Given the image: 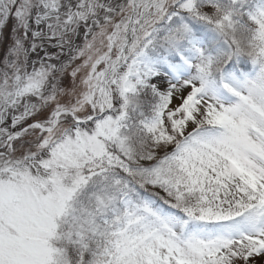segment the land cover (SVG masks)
Listing matches in <instances>:
<instances>
[{
  "label": "rangeland",
  "instance_id": "obj_1",
  "mask_svg": "<svg viewBox=\"0 0 264 264\" xmlns=\"http://www.w3.org/2000/svg\"><path fill=\"white\" fill-rule=\"evenodd\" d=\"M0 104V264H264V0H0Z\"/></svg>",
  "mask_w": 264,
  "mask_h": 264
},
{
  "label": "trees",
  "instance_id": "obj_2",
  "mask_svg": "<svg viewBox=\"0 0 264 264\" xmlns=\"http://www.w3.org/2000/svg\"><path fill=\"white\" fill-rule=\"evenodd\" d=\"M242 25H239V28H242V30H248L249 31V24L248 25H243V23H241ZM241 36V37H240ZM244 36V35H243ZM239 38H237L238 40L242 39V34L239 32V35L237 36ZM147 94V93H146ZM146 94L143 95V97L139 98L140 102H139V109H141L140 113H136L134 112L133 115H139L142 112L149 113V110H151L152 108L150 106H155V109H157V106L160 104H165L166 102L161 100L159 97H153L151 99L150 96H147ZM135 100V99H134ZM154 100V101H153ZM136 101V100H135ZM137 102V101H136ZM2 106V104H0V107ZM131 125V131H125L124 132V139L126 142V147H127V152L125 155H120V160L123 162L124 166L127 167H132L134 169H137L136 172L133 174L132 179L130 178H126L127 176H125L121 171H119L118 173H116L114 170L110 171H106V174H102L101 177L104 179H108V178H112L114 179V177L117 175H122L124 177V179L127 180H131V182L136 183V185L138 186V188H141L144 184L149 182V178L151 175V172H149V170L144 166H141L140 163H138L140 160H144L145 159V155H146V148L145 145L147 143V140L144 138V136L135 129V127L137 126L135 121H130ZM113 152H119L116 147H112L111 148V153ZM146 160V159H145ZM99 186V185H97ZM130 188V186H127V193L129 194H133V190L130 188V190L128 189ZM100 190H102L100 187L92 190L94 193H91L89 195L91 197V200L94 198H98L99 196L101 197L102 195L100 194ZM93 204V205H92ZM89 209L93 210L96 208V204L89 202L88 203ZM83 210L80 209H75V212L73 214H75V216H85L87 213L85 212V215H83ZM89 213V212H88ZM90 256H88L89 258ZM87 258V259H88ZM85 259V261L87 260Z\"/></svg>",
  "mask_w": 264,
  "mask_h": 264
},
{
  "label": "bare ground",
  "instance_id": "obj_3",
  "mask_svg": "<svg viewBox=\"0 0 264 264\" xmlns=\"http://www.w3.org/2000/svg\"><path fill=\"white\" fill-rule=\"evenodd\" d=\"M133 40H134V28L131 27L130 28V31H129V34H128V37H127V40H126V43H125V46L122 48V54H121V59H125L131 49V46H132V43H133ZM113 76V73L110 72L106 75V78H105V83H109L111 78ZM108 91L106 90V94ZM109 95V94H108ZM107 95V96H108Z\"/></svg>",
  "mask_w": 264,
  "mask_h": 264
}]
</instances>
